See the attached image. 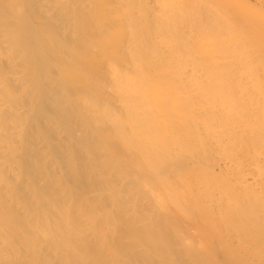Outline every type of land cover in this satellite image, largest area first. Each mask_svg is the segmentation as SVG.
I'll use <instances>...</instances> for the list:
<instances>
[{
	"label": "bare ground",
	"instance_id": "bare-ground-1",
	"mask_svg": "<svg viewBox=\"0 0 264 264\" xmlns=\"http://www.w3.org/2000/svg\"><path fill=\"white\" fill-rule=\"evenodd\" d=\"M171 3L0 0V264H264L263 92L229 83L264 74V24L229 47ZM196 48L224 60L176 93Z\"/></svg>",
	"mask_w": 264,
	"mask_h": 264
},
{
	"label": "rangeland",
	"instance_id": "rangeland-1",
	"mask_svg": "<svg viewBox=\"0 0 264 264\" xmlns=\"http://www.w3.org/2000/svg\"><path fill=\"white\" fill-rule=\"evenodd\" d=\"M175 2L176 1V3H174V4H176V5H185V6H181V8L183 7H185L184 9H185V12H187L186 14H184L183 16H182V19L184 20L183 22L182 21H179L178 23H177V26H178V28H176V32L177 33H182V32H184L185 34H187V35H193L194 36V34L195 33H199L201 30L200 29H203V28H200V27H202V23L203 22H199V20H200V18L199 17H201V19L203 18V16H210L209 18H211V19H209L207 16H206V18L207 19H209V20H211V22L212 21H215L214 19L215 18H217L216 19V22H218V23H214V22H212V23H214L213 24V26L214 27H216L215 29H219L220 27H224V29H223V32L225 33L226 31L225 30H228V34L227 33H225V34H227L226 35V37H227V40H226V42H225V46H229V47H235V46H237L238 44H242V43H246V48L248 49V50H252V51H255V49H254V47H252V45H250L251 43L249 42V40L248 39H243V40H245V41H241V42H238L237 43V41H239V39L238 38H241L242 37V31H241V27H240V25H242L243 23V25L244 26H246L247 24H246V22H244V21H247V19L248 20H250L251 21V25H259V26H261V27H263V24H264V14L262 15V13H260V11L259 10H257V11H259V12H257L256 11V8L255 7H251L250 8V15H248L249 14V12L247 11L246 12V10H244L246 13H242V12H240L241 14H236V16H234L235 14H234V12H232V8H231V6L233 5V8H235V6H236V4H234L233 2V4L232 3H230L229 2V0H161V3H164V4H168V5H170V4H172L171 2ZM239 1V0H238ZM258 1V2H257ZM260 1V2H259ZM221 2V3H220ZM250 2L252 3V6L253 5H255L256 7H257V3L259 4V5H261L262 4V7H263V9H264V0H250ZM217 3H219V5L217 4ZM243 3V2H242ZM261 3V4H260ZM217 4V5H216ZM229 4V5H228ZM241 4V3H240ZM222 5V6H221ZM242 5V4H241ZM213 8H212V7ZM229 6V7H228ZM243 6V5H242ZM210 7L212 8V10H210V12H212V13H210L209 11H207L208 9H210ZM215 7H218V8H216V10H215ZM221 7V8H220ZM242 8V7H241ZM247 8H248V6H247ZM214 9V10H213ZM227 11H226V10ZM242 10H243V8H242ZM241 10V11H242ZM249 10V9H248ZM255 11V13H256V15H255V13H254V11ZM203 11V12H202ZM217 11H220V12H217ZM228 12V11H230V12H228V13H226V12ZM202 12V13H201ZM209 12V14H207ZM231 13V14H230ZM248 13V14H247ZM234 14V15H233ZM244 14V15H243ZM245 14H246V16H248V17H245ZM253 14V15H252ZM261 14V15H260ZM214 17V19H212V16ZM231 15H233L236 19H233L232 17H231ZM116 16V15H115ZM238 16H240L239 18L240 19H238ZM118 16H116V17H113V18H117ZM230 17V18H229ZM241 17L244 19V21H243V19L241 20ZM251 17V18H250ZM205 18V17H204ZM205 18V19H206ZM257 18V19H256ZM225 20V21H224ZM235 20H237V21H235ZM239 20V21H238ZM193 21V22H192ZM228 21V22H227ZM242 23H241V22ZM224 22H226V25H225V23ZM238 22H240V25H239V23ZM247 22H249V21H247ZM194 23V24H193ZM202 24L200 27H198V24ZM211 23V24H212ZM228 23V24H227ZM263 23V24H262ZM196 24V25H195ZM207 23H204V25H206ZM225 25V26H224ZM194 26H196V28L194 27ZM250 26V25H249ZM213 27V28H214ZM243 27V26H242ZM198 28H199V30H198ZM226 28V29H225ZM197 30L199 31V32H197ZM202 32V31H201ZM222 32V33H223ZM175 33V32H174ZM207 33H210V32H207ZM199 34H201V33H199ZM205 34L206 33H204V36H205ZM196 35V34H195ZM208 35V34H207ZM229 38H232L231 40V42H229ZM213 42V40H206V41H204L203 43H204V45H203V47L206 45V46H208L207 45V42L209 43V42ZM234 41V42H233ZM157 43H159V45L160 46H162V47H164V48H167V45L168 44H171V42H169V41H167V40H164V39H161V40H158V41H156ZM216 42H218V41H216ZM221 42H222V40H220V44H221ZM195 45V46H194ZM193 46H192V51H194L195 50V48L194 47H198L199 46V44L197 43V44H194ZM264 45V44H263ZM200 48L202 47V46H199ZM209 47V46H208ZM208 47H205V49L206 48H208ZM264 47V46H263ZM263 47H261V48H263ZM198 49V48H196V50H198L197 52H199V53H192L193 55L191 56L192 58L191 59H187L189 62H188V64H187V66L189 65L190 66V68H189V66L187 67L186 66V68H187V73L186 72H180V75H181V73H183L184 75L185 74H187L186 76H184L183 74V76H179V78H178V75H179V70H177L176 72H173L174 74H172L173 76L171 77V74L169 75L170 76V78H173L174 79V81H173V83H175L174 84V87H173V91H174V89H176L175 90V92L177 93V92H182V94H185V95H187L188 93L190 94V95H192L193 93H194V95H196L197 93H199V91H201L200 89L202 88H199L200 87V85H199V83H202V84H207L208 83V78L206 79V74L205 73H201L200 74V72H202V71H200L199 73L197 72H192V71H197L194 67H193V62H197L198 63V61L202 64L203 62H205L207 59V64L209 63V62H212L211 60L213 59V60H218V61H220L219 59H222L221 61H223L224 60V56L222 55V57H220L221 55H211L210 53H209V51H206V50H208V49H206L205 51H206V54H205V52H203L204 51V48H203V51L201 50V49ZM210 49V48H209ZM264 49V48H263ZM211 50V49H210ZM260 50V49H259ZM200 51H201V53H200ZM205 54V55H202L203 53ZM263 52H264V50H263ZM201 54V55H200ZM209 54V55H208ZM198 58V60H196V59ZM201 58L203 59V61L201 60ZM200 59V60H199ZM209 59H210V61H209ZM191 60H193V61H191ZM205 60V61H204ZM231 60V59H230ZM149 61H151V60H149ZM153 61H155V60H153ZM152 61V62H153ZM202 61V62H201ZM209 61V62H208ZM206 63V62H205ZM126 64V63H125ZM260 69V68H259ZM191 70V71H190ZM188 71H189V74H188ZM261 71V72H260ZM178 72V73H177ZM192 72V73H191ZM204 72V71H203ZM258 72V73H257ZM256 72V74L257 75H255L254 73L253 74H251V73H248L249 74V76L250 77H253V78H250L249 76H248V74H247V72H245V73H238V77L237 78H235V80L234 79H231L232 81H234V82H232L231 80H230V78L227 80L228 82L229 81H231V82H229V83H231V84H233L232 86H234L233 88L235 89V91L234 92H240V91H249V92H253V93H257L256 95H259L260 96V92L259 91H261V92H263L264 93V74L263 75H261V73H263V70H259V71H257ZM176 73V74H175ZM194 73V74H193ZM157 74V73H156ZM155 73H154V75H156ZM199 74V75H198ZM205 74V75H204ZM191 75V76H190ZM204 75V76H203ZM242 75V76H241ZM254 75V76H253ZM159 75L157 74V77H158ZM153 77H155V76H153ZM156 77V78H157ZM256 77V78H255ZM160 78V77H159ZM159 78H157L158 79V82H162V81H160V79ZM162 78H164V77H162ZM165 80L167 79V78H164ZM168 79H169V77H168ZM167 79V80H168ZM163 80V79H162ZM206 80H207V82H206ZM176 81V82H175ZM201 81V82H200ZM226 81V80H225ZM226 81V82H227ZM176 84H180L179 85V87H176L177 85ZM238 84V85H237ZM255 84H257V85H255ZM202 86V85H201ZM255 86H258V87H255ZM176 87V88H175ZM241 87V89H239V88ZM177 88H178V90H177ZM233 88H231V90L233 89ZM205 89V88H204ZM237 89H239V91L237 90ZM159 90H162L161 88L159 89ZM158 90V91H159ZM203 90V89H202ZM255 90V91H254ZM198 91V92H197ZM161 92V91H160ZM164 92H166V90L164 91V88H163V93ZM174 92V93H175ZM186 92H188V93H186ZM193 92V93H192ZM196 92V93H195ZM158 93V92H157ZM162 93V92H161ZM161 93H159V94H161ZM162 93V94H163ZM192 93V94H191ZM262 93V94H263ZM161 94V95H162ZM181 94V93H180ZM261 94V100H263L264 98H262L263 97V95ZM166 95L167 94H163V99H164V97H165V99H166ZM169 95V94H168ZM160 96V95H159ZM158 99H160L161 98V96L160 97H157ZM168 98H169V96H168ZM201 97H199V98H196V99H194V100H197V99H200ZM161 100V101H160ZM159 100V102H162L163 100H162V98ZM197 106H195L194 107V109L196 108ZM197 108H199V107H197ZM196 108V109H197ZM161 110V109H160ZM163 112L165 111V110H162ZM162 111H154L153 113H155V114H157L158 116H160V119H162L161 118V115L163 114V112ZM196 111V110H195ZM162 112V113H161ZM161 113V114H160ZM190 113V112H189ZM166 115V114H165ZM186 115H188V113L186 114ZM163 116V115H162ZM166 117V116H165ZM107 147H109V148H111L112 146L111 145H109L108 146V144L106 145ZM113 148V147H112Z\"/></svg>",
	"mask_w": 264,
	"mask_h": 264
}]
</instances>
